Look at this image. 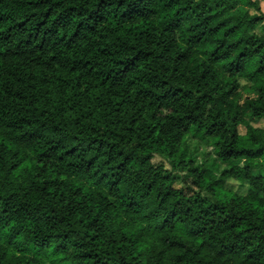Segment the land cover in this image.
<instances>
[{"label": "clouds", "instance_id": "obj_1", "mask_svg": "<svg viewBox=\"0 0 264 264\" xmlns=\"http://www.w3.org/2000/svg\"><path fill=\"white\" fill-rule=\"evenodd\" d=\"M0 264H264V0H0Z\"/></svg>", "mask_w": 264, "mask_h": 264}]
</instances>
